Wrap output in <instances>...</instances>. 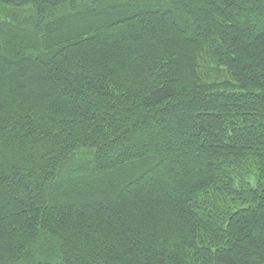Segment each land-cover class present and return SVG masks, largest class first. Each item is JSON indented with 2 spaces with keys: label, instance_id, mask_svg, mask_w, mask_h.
Masks as SVG:
<instances>
[{
  "label": "trees",
  "instance_id": "1",
  "mask_svg": "<svg viewBox=\"0 0 264 264\" xmlns=\"http://www.w3.org/2000/svg\"><path fill=\"white\" fill-rule=\"evenodd\" d=\"M0 264H264V0H0Z\"/></svg>",
  "mask_w": 264,
  "mask_h": 264
},
{
  "label": "rangeland",
  "instance_id": "2",
  "mask_svg": "<svg viewBox=\"0 0 264 264\" xmlns=\"http://www.w3.org/2000/svg\"><path fill=\"white\" fill-rule=\"evenodd\" d=\"M39 240L38 241H40L41 240V237L40 238H38ZM44 240V239H43ZM52 246H51V244H50V242H47V244H46V249H49V248H51ZM33 248H35L37 251H41V252H43V250H44V248H45V245L42 243V242H37L36 243V245H34L33 247H32V249Z\"/></svg>",
  "mask_w": 264,
  "mask_h": 264
}]
</instances>
